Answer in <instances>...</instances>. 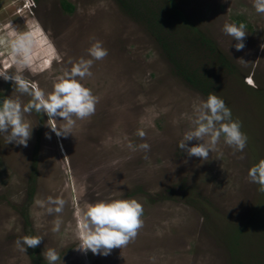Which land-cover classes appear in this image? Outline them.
Here are the masks:
<instances>
[{
  "label": "rangeland",
  "instance_id": "1",
  "mask_svg": "<svg viewBox=\"0 0 264 264\" xmlns=\"http://www.w3.org/2000/svg\"><path fill=\"white\" fill-rule=\"evenodd\" d=\"M61 1L0 0V70L16 72L10 42L32 32L35 71L20 74L45 94L74 62L91 59L87 49L96 40L108 50L81 81L98 98L96 112L77 120L72 134L58 137L48 116L34 109L23 113L31 130L27 147L0 134V264H48L47 248L58 252L56 264H264V193L248 180L250 167L264 159V15L253 0L151 3L165 18L162 38L182 48L176 54L186 61L183 70L196 69L213 83L207 94L179 75L154 30L120 0H65L68 11ZM174 10L185 21L176 20ZM167 19L177 23L175 31ZM225 23L246 25L243 50L221 31ZM196 31L213 46L196 41L188 53L184 34L197 37ZM209 94L241 122L248 137L242 153L233 154L223 137L207 161L179 149L195 107ZM0 95L22 108L31 101L3 77ZM142 143L150 150L140 149ZM49 196L65 201L62 213L48 214ZM111 199L143 205L138 235L107 256L77 250L87 205ZM56 219L60 230L53 232ZM24 235L43 240L21 252L14 242Z\"/></svg>",
  "mask_w": 264,
  "mask_h": 264
},
{
  "label": "clouds",
  "instance_id": "2",
  "mask_svg": "<svg viewBox=\"0 0 264 264\" xmlns=\"http://www.w3.org/2000/svg\"><path fill=\"white\" fill-rule=\"evenodd\" d=\"M253 8L256 13L264 15V0H253ZM221 31L237 41L235 44L237 51L245 48L247 32L244 23L239 25L225 23ZM35 43L32 32L18 35L10 42L12 63L16 65V72L9 74L0 70V77H3L5 81L13 82L15 92L31 97V101L23 108L18 101L12 99L0 102V134L5 136L7 143L15 142L24 147H27L31 138V130L23 118V113H30L34 109L37 113L46 114L50 122L48 125L58 137L72 134L77 120H85L95 114L98 98L81 81L92 76L90 69L94 61L103 60L108 55V50L103 47V43L96 40L87 49V55L91 59L82 57L74 62L70 70L57 78L52 91L45 94L36 83L29 82L20 74L25 68L35 71L32 68V49ZM261 48L264 49V44ZM238 61L245 65L248 63L243 58ZM194 111L191 127L178 143L179 149L188 157L202 158L207 161L209 153L218 150L217 146L221 137L224 143L233 149V154L242 153L247 147L248 137L241 131V122L232 119L231 109L226 106L223 99L209 94L206 100L195 107ZM57 117L61 118L59 125L55 123ZM136 135L143 139L146 133L143 129H138ZM193 140L197 143L189 146L188 142ZM129 147L133 146L129 144ZM138 147L144 151L150 150L148 143H142ZM248 180L258 185V190L264 193V159H260L258 163L250 167ZM47 203L49 204L48 214L62 213L65 205L63 199L52 196L47 198ZM143 213V205L136 199L100 200L87 205L80 218L77 250L83 252L90 250L93 254L107 256L115 248L126 247L143 227L141 219ZM60 225L61 221L56 219L52 231L58 232ZM42 240V236L24 235L17 238L14 244L21 252H26L27 248L39 246ZM42 255L48 264H56L60 260L58 252L53 248H47Z\"/></svg>",
  "mask_w": 264,
  "mask_h": 264
},
{
  "label": "trees",
  "instance_id": "3",
  "mask_svg": "<svg viewBox=\"0 0 264 264\" xmlns=\"http://www.w3.org/2000/svg\"><path fill=\"white\" fill-rule=\"evenodd\" d=\"M154 1H155V3L157 2L156 0H120L121 5L125 9H128L131 12V14L136 15L137 19L140 22H142L143 24H145L146 27L148 29H150V31L154 30V35L156 36V39L159 42H162L164 50L169 52L168 57H169L171 63L176 67L179 75L183 79H186V81L188 83H190L191 85L197 86V87H199V89L202 88L201 92H205L207 94L209 92L208 90L211 88L213 83H210L211 81L209 82L208 79H206V80L202 79L201 75H198L195 72L196 69H193L190 72L187 71L188 69L183 70L184 68H186L185 67L186 61L184 62V60L180 59L181 56H178L179 54H176L178 52V48H180L182 50L181 46L176 48V45L178 44L176 42H178V41L174 42L173 43L174 45H171V42H166L164 40V38H162L163 37L162 31H163V29L166 30L164 28V25L166 24V22H165V18L163 16L161 18L159 17L157 9L154 8L155 6L154 7L152 6ZM130 2H135V3H134V5L131 6L129 4ZM147 3H149V4L152 3V4L149 7V5H146ZM61 5H62L63 9H65L66 11L71 10V8H72V5L65 0L61 1ZM129 7H131L132 10ZM174 14L176 15V17H178L176 20H179V18H180V20L185 21L184 16L179 11L174 10ZM164 16H166V15H164ZM168 23H169V20L167 21V24ZM168 26L171 30H173V28H174V31H175L177 28L176 27L177 23L172 22V23L168 24ZM196 35H197V37L193 36V35H192V37H189L191 35L188 36V35L184 34L183 38L190 43V48L187 49L188 53H191V52L193 53V50H195L194 48L196 45L195 44L196 41H198V43H200L201 45L203 44V46L207 43L209 44V40L207 38H205L201 32L196 31ZM210 45H212V44H209L208 46H210ZM212 46L209 48L210 51H211ZM2 101H4V99L0 95V102H2Z\"/></svg>",
  "mask_w": 264,
  "mask_h": 264
},
{
  "label": "snow or ice",
  "instance_id": "4",
  "mask_svg": "<svg viewBox=\"0 0 264 264\" xmlns=\"http://www.w3.org/2000/svg\"><path fill=\"white\" fill-rule=\"evenodd\" d=\"M249 83H251V81H249Z\"/></svg>",
  "mask_w": 264,
  "mask_h": 264
}]
</instances>
